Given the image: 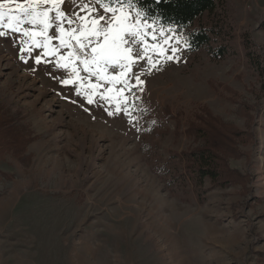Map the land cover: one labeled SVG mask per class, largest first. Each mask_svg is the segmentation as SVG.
Instances as JSON below:
<instances>
[{"label": "rangeland", "instance_id": "1", "mask_svg": "<svg viewBox=\"0 0 264 264\" xmlns=\"http://www.w3.org/2000/svg\"><path fill=\"white\" fill-rule=\"evenodd\" d=\"M223 1L235 28L233 55L216 63L190 54L175 31L176 59L160 57L150 74L145 61L134 66L137 74L143 66L145 83L125 92L138 97L131 118L109 115L116 102L100 95L121 84L91 77L102 87L88 104L76 86L59 83L68 77L54 58L36 65V48L25 63L21 34L0 29L7 33L0 36V115L22 133L20 157L0 158V264H264V0ZM77 2L94 7L95 17L112 15L96 0ZM62 9L80 11L69 0ZM199 105L252 137L238 140L241 157L231 162L247 185L207 184L203 204L167 192L141 150L153 143L161 163L187 151L186 120Z\"/></svg>", "mask_w": 264, "mask_h": 264}, {"label": "snow or ice", "instance_id": "2", "mask_svg": "<svg viewBox=\"0 0 264 264\" xmlns=\"http://www.w3.org/2000/svg\"><path fill=\"white\" fill-rule=\"evenodd\" d=\"M69 2L80 11L66 13L62 9L65 0H24L22 3L0 0V29L21 34L20 52L27 53V57L22 54L20 59L25 63L36 48L42 50V55L35 57L36 65L50 62L43 58H54V66L66 70L68 77H61L59 83L66 87L76 86L73 91L77 96L83 95L88 104L94 102V96L100 94L98 89L102 87L101 84L91 83V77L113 86L121 84L120 89L108 88L107 94L100 95L105 100L116 102L115 112L110 111L109 115L124 111L131 118L129 104L132 103L134 107V100L138 97L133 95L129 100L125 92L132 93L137 88L143 91L145 83L141 78L144 75L143 66H139V74L133 72L134 66L143 60L150 74L152 69L158 68L160 57L166 61L176 59L180 37L175 35L173 28H156L155 21L146 22L144 17L147 13L133 5L131 0L119 8L96 0L104 13L112 14L109 18L105 15L93 16L96 9L89 3H78L77 0ZM81 12L85 14L81 15ZM6 35L5 31L0 30V36ZM149 39L159 42L149 44ZM172 40H176V45H171ZM184 43L189 46L187 40ZM136 49L138 51L134 55ZM62 50H67L66 54ZM149 50L155 54V58L148 54ZM80 66L83 72L88 73L87 84L84 83L86 78L80 75ZM110 68L113 72L116 69L119 71L112 74ZM72 102L75 103V100Z\"/></svg>", "mask_w": 264, "mask_h": 264}, {"label": "trees", "instance_id": "3", "mask_svg": "<svg viewBox=\"0 0 264 264\" xmlns=\"http://www.w3.org/2000/svg\"><path fill=\"white\" fill-rule=\"evenodd\" d=\"M131 3L147 13V20L175 29L187 40L190 54L204 52L216 63L233 55L231 41L235 28L223 0H131ZM4 118L5 115H0V158L5 154L20 157L15 149L22 133L13 131L14 122L9 124ZM186 127L185 134L192 139V145L180 155L171 154L165 163L159 162L156 145L141 144L146 163L167 192L181 196L184 201L193 197L203 204L209 193L207 184L211 188L247 185L248 178L233 168L231 162L241 157L238 140L250 143L252 137L213 117L201 105L188 115Z\"/></svg>", "mask_w": 264, "mask_h": 264}]
</instances>
